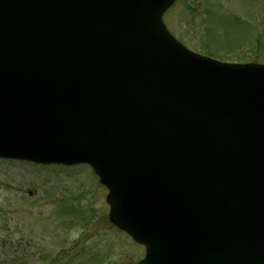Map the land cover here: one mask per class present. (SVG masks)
I'll use <instances>...</instances> for the list:
<instances>
[{"label": "water", "instance_id": "1", "mask_svg": "<svg viewBox=\"0 0 264 264\" xmlns=\"http://www.w3.org/2000/svg\"><path fill=\"white\" fill-rule=\"evenodd\" d=\"M175 0H0V157L91 164L140 264H264V67L186 50Z\"/></svg>", "mask_w": 264, "mask_h": 264}, {"label": "rangeland", "instance_id": "2", "mask_svg": "<svg viewBox=\"0 0 264 264\" xmlns=\"http://www.w3.org/2000/svg\"><path fill=\"white\" fill-rule=\"evenodd\" d=\"M163 20L195 53L202 38L224 61L264 63V0H177ZM107 195L87 165L0 159V264H138L146 248L109 221Z\"/></svg>", "mask_w": 264, "mask_h": 264}, {"label": "trees", "instance_id": "3", "mask_svg": "<svg viewBox=\"0 0 264 264\" xmlns=\"http://www.w3.org/2000/svg\"><path fill=\"white\" fill-rule=\"evenodd\" d=\"M209 35H210V36L212 35V34H211V30H209ZM210 36H209V37H210ZM240 41H241V39H238V40H237V42H240ZM204 43L208 46L209 49L211 48V50H210L209 52H212V49H213V48H212V46H211V45H212L211 42H210V41H207V42H204ZM204 43H203V44H204ZM230 45H231V46H230V51H231V50L233 49V48H231V47H234L235 44L233 43V44H230ZM206 52H208V51H206ZM213 52L216 53V52H218V51H213ZM219 53H220V52H219ZM226 54H228V52H227Z\"/></svg>", "mask_w": 264, "mask_h": 264}]
</instances>
